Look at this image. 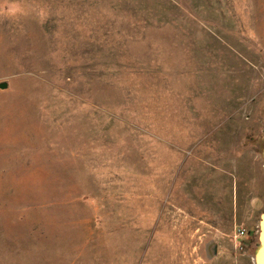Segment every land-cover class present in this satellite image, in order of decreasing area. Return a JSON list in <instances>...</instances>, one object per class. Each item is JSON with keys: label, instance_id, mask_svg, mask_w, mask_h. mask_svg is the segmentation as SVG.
I'll use <instances>...</instances> for the list:
<instances>
[{"label": "rangeland", "instance_id": "rangeland-1", "mask_svg": "<svg viewBox=\"0 0 264 264\" xmlns=\"http://www.w3.org/2000/svg\"><path fill=\"white\" fill-rule=\"evenodd\" d=\"M1 84L0 264H256L264 0H0Z\"/></svg>", "mask_w": 264, "mask_h": 264}, {"label": "water", "instance_id": "water-1", "mask_svg": "<svg viewBox=\"0 0 264 264\" xmlns=\"http://www.w3.org/2000/svg\"><path fill=\"white\" fill-rule=\"evenodd\" d=\"M1 90L7 89V84H1L0 85ZM264 158V153H263ZM264 214L261 217V223H260V235H259V247L256 252V264H264Z\"/></svg>", "mask_w": 264, "mask_h": 264}, {"label": "built area", "instance_id": "built-area-1", "mask_svg": "<svg viewBox=\"0 0 264 264\" xmlns=\"http://www.w3.org/2000/svg\"><path fill=\"white\" fill-rule=\"evenodd\" d=\"M245 236H246V232L244 229H242V228L237 229V231H236V238L237 239H242Z\"/></svg>", "mask_w": 264, "mask_h": 264}]
</instances>
